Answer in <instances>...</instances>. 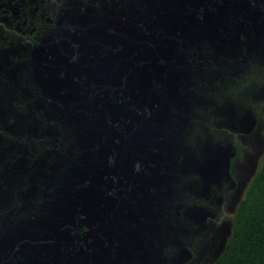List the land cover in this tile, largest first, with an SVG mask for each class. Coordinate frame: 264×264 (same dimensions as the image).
<instances>
[{
  "label": "flooded vegetation",
  "instance_id": "flooded-vegetation-1",
  "mask_svg": "<svg viewBox=\"0 0 264 264\" xmlns=\"http://www.w3.org/2000/svg\"><path fill=\"white\" fill-rule=\"evenodd\" d=\"M145 72L151 91L140 89ZM215 94L220 108L226 95L256 94L264 133V0H0V264H109L114 252L94 256L92 245L123 237L120 198L153 196L172 168L150 144L140 154L139 140L161 125L197 131ZM174 156L190 172L177 186L187 207L211 216L194 223V248L222 224L209 211L220 203L197 196L203 176L208 189L219 183ZM170 255L167 246L160 264Z\"/></svg>",
  "mask_w": 264,
  "mask_h": 264
},
{
  "label": "water",
  "instance_id": "water-1",
  "mask_svg": "<svg viewBox=\"0 0 264 264\" xmlns=\"http://www.w3.org/2000/svg\"><path fill=\"white\" fill-rule=\"evenodd\" d=\"M192 5L195 6L194 3H192ZM169 25L170 23L167 24V27ZM149 79L148 72H145L143 75V81L140 84L141 91L144 89L146 91H151V83L149 82ZM156 93H158L157 90ZM219 97L218 94H215L212 99L211 108L203 109L202 125L199 126L197 131L192 133L190 124L186 121L187 125L182 129L178 128V131L171 128L167 129L161 125L160 128H156L154 132H151L153 133L152 135L148 136V134L151 133H146L142 139H138L139 143L143 142L139 146V153L143 155L148 153L149 144L150 147H155L157 152L155 156L156 161L162 160L163 158L167 160V157H169L170 161L175 152H182L188 160L187 165L198 168L201 174L207 173L209 176H214V178L219 181L220 178L230 180L232 178V173L230 172L232 162L230 161V158L236 157L238 152V142L236 143L235 140H233V137L229 135V131L233 134H237L238 137L242 139V142L249 146L250 151L249 155H247L248 153L245 154V163L237 161L235 163L236 168L233 169V172L239 174V177L242 176L241 178L243 180L242 184L236 182L239 186L237 190L238 193L233 196L235 197V202L230 204L231 214L236 215L238 206L243 201L245 191L249 186V182L258 173L260 163L264 159V133L259 125L258 129L255 130L258 122L255 118L254 110H257L255 107L259 106L256 94L251 97L249 95H246L245 97L241 95L237 99L230 97L231 100L229 101V105L225 108L226 110H224V114L227 118L226 121L222 120L221 117H216L220 112V109H222L220 108ZM247 103L248 107L246 109ZM187 112L190 111L186 109L182 113V117ZM161 114L164 116V113ZM158 115H160L159 111L156 112L155 116ZM163 116L161 117L163 118ZM156 120V122L159 123L160 119L157 118ZM212 125H214L213 129L211 128ZM191 133L192 135L190 137ZM243 136H247L249 140H245L244 142ZM148 140H150L151 143L148 142ZM193 158L195 160L196 158L200 159L193 161ZM94 173L95 172H93V175ZM96 178L97 177L94 178L93 176V180ZM209 178L207 179L203 176V192L209 187L205 183ZM82 180H84V178H81V181ZM165 180H167V177L157 179V184H155L157 189L153 196H151L149 192H146V195H140L135 203H132L136 197L134 192H127L126 194H123V198H120V208L118 211L121 213L122 220L121 224L118 227L115 226L113 229L114 231H116V229H121V231L124 232L123 237H120L121 240L118 241L120 242L118 251H114V260L109 264H151L153 259H155L156 264H160L162 262L163 250L167 246H170L171 250L169 261L172 260L174 264H179L182 259L180 256V250L176 241H168L169 232L184 228L185 225H188L190 222L197 225H206L208 218L211 216L203 209L201 210L196 206L188 208L185 203H180L179 205L181 206L179 209H183L184 211V214L182 215L185 222L182 224H176V222H178L177 218H179V214L177 213L174 218V212L176 210L174 211L171 208V205L173 204L172 193L168 190L158 189L157 186L163 185L162 183H164ZM69 188L70 184L67 183L66 189ZM81 197V201L84 202L85 195L83 194ZM105 211L109 214L111 209L106 208ZM128 221H131L134 224ZM148 223L150 224L148 225ZM138 224L146 227V230H148V233L151 236L150 240L142 239L145 237L144 231L138 226ZM232 226L233 219H230L226 223H222L217 229L214 238L205 243L203 242V248H201L202 243L200 244L201 246L196 244V246L192 248L190 243L182 241L183 245L187 248L188 256L192 259V263H205V260H208L207 264H214L226 246L228 237L231 234ZM34 227L35 226H27V230L30 231ZM131 229L132 231H130ZM104 243L106 242L95 241L93 243L92 248H94V256L98 255L99 257H102L108 253L107 250L109 249ZM142 243L146 245L150 243L153 245H150L151 247L148 250L142 247ZM171 246L177 247V249L174 250ZM201 255H209V259L204 260Z\"/></svg>",
  "mask_w": 264,
  "mask_h": 264
},
{
  "label": "rangeland",
  "instance_id": "rangeland-1",
  "mask_svg": "<svg viewBox=\"0 0 264 264\" xmlns=\"http://www.w3.org/2000/svg\"><path fill=\"white\" fill-rule=\"evenodd\" d=\"M224 99L228 100V101L231 100L230 97L227 95L224 96ZM224 110H226V109L225 108L220 109V112L218 113V115L216 117H221L222 120L226 121L227 118L224 114ZM254 112L256 114V112H258V111L254 110ZM256 115L259 116V114H256ZM257 122L259 123V121H257ZM243 140L245 142V140H249V139L247 138V136L246 137L243 136ZM248 150H249V146H247V145L243 146L242 144H240L238 142L237 155H236V157H233V158L231 157L230 161L233 163V161L238 160L239 154H243V156L240 159H241L242 163H245L244 158H245L246 153H248L247 155H249ZM176 157L177 156L171 157L170 161L163 163L164 166L167 168L171 167V165H172V168L169 170V172H167L169 176L167 177V180L164 181L163 188H165L164 190H166V191L168 190L169 192L172 193L173 204L176 201V202H180V203H185V205L187 206L188 204L192 203L194 200H193V198L191 200L190 196L187 195V192H184L182 188L178 189L177 186H178V184H182V183L187 181L186 177L190 176V172H184V169H183V174L179 173V170H181V166L179 165V162H178ZM199 159L200 158H196V160H195L193 158V161H197ZM235 168H236V166H235ZM166 175L167 174H165L164 176H166ZM164 176H162V177H164ZM241 177H239V174L235 173V174H232V178L230 180H226L225 178H220V181L217 180L219 184L212 186V188L205 189L203 194L200 193L197 195L200 199H202V201H203L202 206H204V207L209 208L208 205H210L212 203H217V201H218V203H220L219 204L220 208L218 210H211L210 208H213L212 206L209 208V211L211 212V214L216 215L219 223H226L229 221L230 218H233L232 217L233 215L230 212V209H231L230 204L235 202V197H233V195H235V193H233L232 190H235L236 194H237V187H238L237 183L238 182L240 184L243 183V180ZM209 187H211V186H209ZM230 198H231V200H230ZM206 204H208V205H206ZM181 210L183 211V209H181ZM205 212H207V211H205ZM176 214L177 213L175 211L174 212V218L176 217ZM182 218H183V215H182ZM180 219L181 218L179 217L178 220H180ZM176 224H178V222H176ZM193 226H195V224L193 222L189 223L188 225H185V227H184L185 231L173 233L174 236H172L173 234H171V236H172L171 241L177 242V245H178L179 250H180V256L183 259V260L182 259L180 260L179 264H193L191 261L192 259H190V257L188 256V251H187L186 246L183 245V242L180 240L181 237H184L185 243H191V242H193V240H191V239H194V237L200 235L198 232L195 231L196 226H195V228ZM196 242H197V245H200L202 243L201 248H203V244L205 242L204 243L198 242V241H196ZM104 245L109 249V250H107L108 253H113L116 250L118 251V248L120 247V242L113 240V241L104 243ZM176 249H177V247H176ZM183 250H184V252H183ZM202 256L203 255H201V257ZM206 259H209V255L206 256ZM207 262H208V260H205V264H207ZM170 264H174V262L172 260H170Z\"/></svg>",
  "mask_w": 264,
  "mask_h": 264
},
{
  "label": "trees",
  "instance_id": "trees-1",
  "mask_svg": "<svg viewBox=\"0 0 264 264\" xmlns=\"http://www.w3.org/2000/svg\"><path fill=\"white\" fill-rule=\"evenodd\" d=\"M232 219L231 234L214 264H264V159Z\"/></svg>",
  "mask_w": 264,
  "mask_h": 264
}]
</instances>
